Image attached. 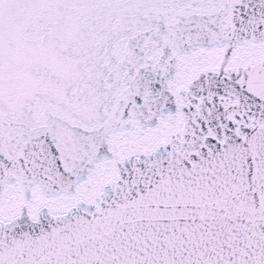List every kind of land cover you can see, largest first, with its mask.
Returning <instances> with one entry per match:
<instances>
[{"label": "snow or ice", "instance_id": "snow-or-ice-1", "mask_svg": "<svg viewBox=\"0 0 264 264\" xmlns=\"http://www.w3.org/2000/svg\"><path fill=\"white\" fill-rule=\"evenodd\" d=\"M0 264H264V0H0Z\"/></svg>", "mask_w": 264, "mask_h": 264}]
</instances>
